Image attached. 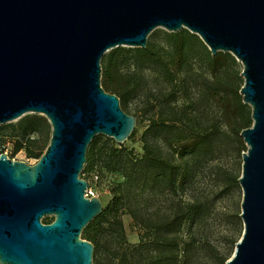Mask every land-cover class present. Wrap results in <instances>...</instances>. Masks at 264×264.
Returning a JSON list of instances; mask_svg holds the SVG:
<instances>
[{
  "label": "water",
  "instance_id": "95a60500",
  "mask_svg": "<svg viewBox=\"0 0 264 264\" xmlns=\"http://www.w3.org/2000/svg\"><path fill=\"white\" fill-rule=\"evenodd\" d=\"M157 28L188 29L243 65L244 229L225 264H264V0H0V124L39 114L52 126L35 164L0 153V264H93L82 233L104 202L85 196L88 148L100 134L122 144L137 124L103 87L102 59L145 48Z\"/></svg>",
  "mask_w": 264,
  "mask_h": 264
},
{
  "label": "rangeland",
  "instance_id": "374dc122",
  "mask_svg": "<svg viewBox=\"0 0 264 264\" xmlns=\"http://www.w3.org/2000/svg\"><path fill=\"white\" fill-rule=\"evenodd\" d=\"M168 33L164 28H157L149 35L147 45L156 48L152 62L155 66L149 63L139 67L133 65L137 47L119 46L107 52L110 55L120 49L115 54L120 72L131 76L127 106L124 104L125 95L120 94L119 97L122 108L137 117L135 131L125 145L139 153L144 152L142 135L152 125L157 126L155 121L160 118L157 104H150L148 99L159 98L158 101L165 104L171 91L160 72L168 60ZM190 49L198 59L184 73V78L175 76L173 80L175 97L182 104L175 113H164L166 118L178 119L177 126L168 132L183 136L180 144L184 146H179L180 153L175 159L182 165L180 170L186 169L183 187L178 192L165 191L159 184L160 180L154 187V180L147 178L148 185L143 190L133 189L130 198L133 203H139L137 220L130 214L123 216L124 235L118 225L109 226L101 237L93 264H223L224 259L232 256L243 233L244 221L240 215L243 189L239 177L242 174V154L247 151V145L221 112L210 91L215 82H236L237 75L240 76V84L244 83L240 75L243 65L238 60L236 63L225 62L218 78H212L205 70L204 62L209 48L198 35L192 37ZM102 67L104 71L106 65L103 61ZM183 79L189 83L186 95L180 89ZM210 79H215V82H210ZM219 92L224 95L225 87L221 86ZM10 123L0 124V153L35 164L39 158L29 157L26 148L16 152ZM46 124L41 134L33 137L42 141L51 138L52 126L48 119ZM211 126L214 127L212 132L204 134L205 127ZM100 135L99 145L105 149L108 136ZM81 176L92 179L86 171H82ZM122 181L124 178L119 175L117 183ZM105 188V191L101 190L104 206L114 195V188ZM49 220L50 216L43 218L44 223ZM161 220L170 221V224L160 234L161 241L157 242L156 230L148 229L147 225ZM82 238L87 239L83 233Z\"/></svg>",
  "mask_w": 264,
  "mask_h": 264
},
{
  "label": "trees",
  "instance_id": "16d2710c",
  "mask_svg": "<svg viewBox=\"0 0 264 264\" xmlns=\"http://www.w3.org/2000/svg\"><path fill=\"white\" fill-rule=\"evenodd\" d=\"M196 34L191 33L188 29H182L178 32H169L166 39V51L168 60L165 66L160 68L164 80L171 86V91L167 95L166 103H160L159 98L154 100L149 98L148 102L152 105L157 104L159 119L157 126L152 125L151 128L142 135L141 141L143 144V153L136 152L134 148H128L125 142L122 144L107 137V146L102 149L99 145L101 135L95 136L92 143L89 145L87 152V163L83 171L91 174L94 171L109 173L114 176L112 188H114V195L111 201L104 206L102 213L96 216L83 230V235L95 245V252L99 250L101 237L104 231L111 225L116 224L124 235L123 216L130 214L136 220L138 218L137 206L139 203H133L130 198V193L133 189L143 190L148 185L147 178L154 180L153 186H156L158 180L162 185V190H173L178 192L185 182L186 169L180 170L181 164H177V159L180 148L184 145L180 143L183 141V136L168 132L170 128L177 126L178 119L176 117L166 118L164 113H175L181 106L177 97H175V87L173 80L175 76L185 77V72L192 66L193 62L198 59L196 53L190 49L192 37ZM156 48L152 45H147L145 48L137 47L135 49V57L133 65L152 64ZM116 52L104 55L102 61L106 65V69L102 73V85L107 91L125 95V106H127L128 99L131 92V76L121 74L119 65L115 54ZM205 70L213 78H218V73L224 66L225 62L236 63L237 59L229 52H219L213 56L209 51L205 52ZM182 80V79H181ZM236 82L231 80L227 82H215V79H210V82H215L211 87V94L217 106L225 114L232 128L236 129L238 133L242 129L249 127L253 123L251 117V107L243 102V97L240 94L241 86L240 76L237 75ZM187 81L182 82L181 92L187 94L189 89ZM225 87L224 95L219 92L220 87ZM124 109V108H123ZM46 117L39 114H27L16 123H10L12 126L11 137L15 140V150L19 152L23 148L27 149L29 157L40 158L49 145L50 138L43 141L33 137L34 134H41L42 129L47 126ZM211 127H205L204 134L212 132ZM135 131V129H134ZM133 131V132H134ZM166 146V151L163 147ZM38 151V152H37ZM184 152V151H183ZM179 167V170H178ZM157 169V172H156ZM146 171H149L146 173ZM154 171V173H153ZM182 171V172H181ZM121 175L124 181L117 183L118 176ZM117 183V185H116ZM153 187V188H154ZM178 214V213H177ZM45 218H48L46 216ZM53 221L50 220L47 223ZM170 221L161 220L154 224H148V229L156 230L157 242L161 241L160 234L168 227ZM227 259L223 260L225 264Z\"/></svg>",
  "mask_w": 264,
  "mask_h": 264
},
{
  "label": "built area",
  "instance_id": "2783aa9c",
  "mask_svg": "<svg viewBox=\"0 0 264 264\" xmlns=\"http://www.w3.org/2000/svg\"><path fill=\"white\" fill-rule=\"evenodd\" d=\"M92 179H86L89 183L88 188L86 189L85 196L86 197H100L102 198V192L101 190H106L105 187H107L109 190H111L114 182V176H112L109 173L103 174L99 171H94L90 174ZM93 180V182L91 181ZM103 191V190H102Z\"/></svg>",
  "mask_w": 264,
  "mask_h": 264
}]
</instances>
